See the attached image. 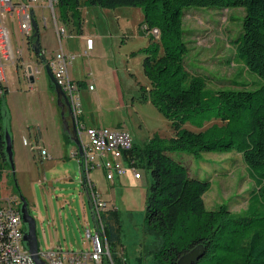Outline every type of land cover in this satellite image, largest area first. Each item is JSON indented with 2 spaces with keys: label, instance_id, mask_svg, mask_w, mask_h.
I'll return each mask as SVG.
<instances>
[{
  "label": "rangeland",
  "instance_id": "obj_1",
  "mask_svg": "<svg viewBox=\"0 0 264 264\" xmlns=\"http://www.w3.org/2000/svg\"><path fill=\"white\" fill-rule=\"evenodd\" d=\"M59 8L57 4L58 23L65 27L66 36L60 40L51 14L38 9L40 38L49 58L55 56L61 46L68 55H76L69 64V73L75 81L88 82L77 92L83 109L79 119L85 122V127L121 125L138 145L155 132L164 137L172 136L171 121L153 102L141 97L140 86L148 83L143 57L150 43V33L142 26V8L84 5V33L94 35L90 56H84L88 54L83 52L89 39L77 34L73 21H65ZM42 14L46 16V25ZM243 15L242 7L193 6L185 12L188 67L206 75L210 85L228 86L233 80L241 79L237 76L241 61L233 39L241 28ZM6 23L14 49L23 48V56L18 55L13 61L0 55L6 73L4 82L8 86L6 100L11 112L15 164L14 171L7 166L0 171V198L4 203L8 199L20 201L21 194L26 198L29 211L36 218L40 248L61 245L74 250L92 249L93 241L87 238L86 228L95 231V221L88 196L83 191L82 167L74 154L77 144H67L63 139L58 99L45 68L34 82L25 76V65L37 64L34 52L20 31L18 17H8ZM159 37L155 35L156 39ZM244 74L247 75L240 76ZM90 84L94 87L90 88ZM185 126L198 130L191 122ZM83 139L86 143L89 140L85 133ZM32 144L47 147L49 156L41 155L38 148L32 149ZM189 155L180 153L178 158L192 174H201L211 181V188L205 194L209 208L227 203L231 211L263 217L264 223V180L247 166L241 153L206 152L201 158H194L192 164L185 159ZM139 170L140 178H135L129 169L126 175H121L120 181H115L107 179L101 167H93L87 172V178L93 181L108 207H117L119 245L125 247L127 263L140 264L141 256L143 264H156L148 250L154 237L144 229L152 175L144 167Z\"/></svg>",
  "mask_w": 264,
  "mask_h": 264
},
{
  "label": "trees",
  "instance_id": "obj_2",
  "mask_svg": "<svg viewBox=\"0 0 264 264\" xmlns=\"http://www.w3.org/2000/svg\"><path fill=\"white\" fill-rule=\"evenodd\" d=\"M58 4L61 17L79 28L84 5L140 6L143 10L142 26L150 33V43L143 57L148 83L141 84V97L153 102L174 129L170 137L153 133L129 152V158L152 175L144 229L154 237L148 250L156 264H178L182 255L198 245L206 250L194 264H264L263 217L236 213L227 203L209 208L205 194L211 181L192 174L178 158L180 153L191 154L185 159L192 164L206 152L236 151L264 180V0H58ZM193 6L244 9L241 28L233 39L241 61L240 80L217 87L188 67L184 15ZM156 27L159 39L152 34ZM243 73L249 79L240 76ZM7 92L8 86L0 81V171L11 168L4 139L5 116L11 114L7 100L3 107ZM187 122L198 130L186 127ZM102 221L110 252L102 264H128L125 247L119 245L117 207H108ZM138 259L143 264V258Z\"/></svg>",
  "mask_w": 264,
  "mask_h": 264
},
{
  "label": "built area",
  "instance_id": "obj_3",
  "mask_svg": "<svg viewBox=\"0 0 264 264\" xmlns=\"http://www.w3.org/2000/svg\"><path fill=\"white\" fill-rule=\"evenodd\" d=\"M58 0H0V55L15 61L18 55H23L20 46L15 50L11 37V30L6 19L16 15L20 31L29 45L33 40L34 22L38 23L39 15L48 12L55 21L56 31L61 40L66 36V29L58 23L56 5ZM43 15V14H42ZM43 24L46 25V16L43 15ZM152 34L160 35L156 27ZM68 35V34H67ZM90 40V39H89ZM44 51V50H43ZM74 55H68L62 48L49 62L56 83L60 86L69 100L77 122L78 137L80 139V152L77 157L83 171V184L89 193L93 209L95 231L86 228L87 238L93 241L92 249L74 250L61 245L50 249L40 248L39 253L47 264H102L105 254L110 256L105 224L102 221L103 212L108 208L107 202L101 199L92 180L87 178V172L93 167H101L109 180H115L121 175H126L128 170L133 171L135 178L142 176L136 160H131L129 152L134 147V139L130 132L119 127L90 126L85 127L79 119L83 113L80 98L77 92L81 85L70 77L69 64L74 60ZM40 72L35 71L34 76ZM6 73L4 64L0 61V81L4 82ZM90 88L94 86L89 85ZM88 137L84 142L83 134ZM38 148L41 155L48 157L45 147L32 144V149ZM76 154V152H75ZM85 172V175H84ZM86 177V180H85ZM25 224L20 211V201L8 199L0 201V263L2 264H35L30 251L24 244ZM112 264H114L112 262Z\"/></svg>",
  "mask_w": 264,
  "mask_h": 264
},
{
  "label": "water",
  "instance_id": "obj_4",
  "mask_svg": "<svg viewBox=\"0 0 264 264\" xmlns=\"http://www.w3.org/2000/svg\"><path fill=\"white\" fill-rule=\"evenodd\" d=\"M32 40L29 44V49H31L34 54H36V66L33 64H26L25 65V76L31 82H34V72H41L43 67H45L47 73L51 77L55 88L58 93V102L60 104L65 105L67 116L70 117L71 123L74 125L73 128L77 132V122L75 120V116L73 110L70 107V103L68 98L66 97L65 93L62 91L60 86L56 83L54 75L51 71L49 62L51 58L46 57V51L41 49V42H40V34L38 24L34 22V34ZM23 56V55H19ZM42 64V65H41ZM23 65V64H22ZM4 104H6V97H4L3 107L5 109ZM65 114V111L63 112ZM11 114L7 112L4 121V139H5V152L8 159V163L11 167V170H15L14 164V150H13V133H12V126L10 124ZM75 142L77 145H81L80 139L76 133ZM83 181V180H82ZM83 183V182H82ZM20 211L22 215L23 222L25 224V233H24V244L26 248L30 251L32 258L35 264H47V261L41 256L39 253L40 245L37 233V222L36 218L30 213L28 208V201L26 198L21 194L20 196ZM205 247L203 245H198L191 249L190 251L186 252L182 255L178 261V264H194L197 262L201 256L205 253Z\"/></svg>",
  "mask_w": 264,
  "mask_h": 264
},
{
  "label": "crops",
  "instance_id": "obj_5",
  "mask_svg": "<svg viewBox=\"0 0 264 264\" xmlns=\"http://www.w3.org/2000/svg\"><path fill=\"white\" fill-rule=\"evenodd\" d=\"M83 9H84V6H82L81 7V10H82V13H83ZM82 18H84L83 17V14H82ZM38 28H39V34H41L40 33V29H41V25H40V22L38 21ZM74 24V23H73ZM74 28H76L77 29V34L78 35H83L85 38H88V39H90L89 40V44H88V47L87 48H85L84 49V53H86V54H88V55H84V56H90L89 54H90V51L91 50H93V47L91 48V43L93 44V39H92V41H91V36H94L93 35V33H88L89 35H85V33H84V30H85V26H84V19H83V22H82V26H81V28H79V27H77L75 24H74ZM73 31V29H71V34L73 33L72 32ZM68 36H71L70 34H68ZM82 36V37H83ZM40 42H41V38H40ZM61 48H62V46H61ZM41 49L42 50H45L46 52H47V49H46V46L45 45H43L42 44V42H41ZM63 49V48H62ZM64 50V49H63ZM65 51V50H64ZM46 54V53H45ZM75 56V58H76V55H74ZM36 54H35V59H36ZM46 57H48L49 58V55H46ZM52 58V57H51ZM74 58V59H75ZM42 65V64H41ZM43 68H45V67H43ZM46 70V69H45ZM42 71H43V69H42ZM42 71L40 72V73H38V74H36L35 75V78H34V81L36 80V77H39V76H42ZM47 72V71H46ZM70 72V71H69ZM48 74V73H47ZM48 77H49V79H50V85H51V89L53 90V92L55 93V96L57 97V99H58V93H57V90H56V88H55V86L54 87H52V84H54L53 83V81H52V79H51V77L49 76V74H48ZM70 77H71V75H70ZM80 82H82L83 84L81 85V87H83V86H85L86 85V83H88V82H83V81H80ZM5 83V82H4ZM80 87V88H81ZM58 104H59V108H60V113H61V122H62V126H61V132H62V136H63V139H64V141L65 142H67V144L69 143V142H72V143H76L75 142V139H76V133H77V135H78V130H77V132H76V130H74V128H73V124L71 123V121H70V117H68L67 116V119L66 120H64V118H63V115H62V111H63V109H65V111H66V107H65V105H61L59 102H58ZM66 114H67V112H66ZM68 115V114H67ZM81 124H83L84 126H85V122L83 121H81ZM94 125V124H93ZM96 126H102V125H97L96 124ZM104 126V125H103ZM116 126H118L119 128H124L123 126H121V125H116ZM90 127V126H89ZM78 128V127H77ZM37 140V139H36ZM134 143L135 144H138L136 141H135V139H134ZM68 146V145H67ZM42 147H45V146H42ZM46 149H47V151H48V153H49V150H48V148L47 147H45ZM80 145H77V149L74 151V154H75V152H76V154L75 155H77V152H80ZM50 154V153H49ZM120 179H121V176L120 177H118V178H116L115 179V181L116 180H118V181H120ZM85 180H86V177H85ZM93 182V181H92ZM84 184H85V182H84ZM84 186V185H83ZM83 191L87 194V196H88V199H89V203H90V207H91V211H92V214H93V209H92V205H91V200H90V196H89V193H88V191H87V189H86V185L83 187ZM93 219H94V215H93ZM154 239V238H153ZM153 239H152V241H153ZM151 241V242H152ZM151 242H149V243H151ZM59 246V245H58Z\"/></svg>",
  "mask_w": 264,
  "mask_h": 264
}]
</instances>
